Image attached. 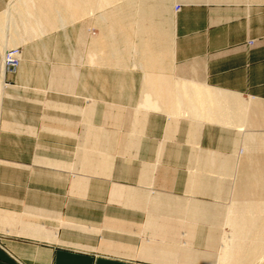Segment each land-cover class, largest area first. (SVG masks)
<instances>
[{
  "label": "crops",
  "instance_id": "crops-1",
  "mask_svg": "<svg viewBox=\"0 0 264 264\" xmlns=\"http://www.w3.org/2000/svg\"><path fill=\"white\" fill-rule=\"evenodd\" d=\"M35 1L38 3L34 7L24 0H0V67L6 49L23 47V61L16 75L4 71L3 78L18 88L5 86L1 105L5 98H17L20 91L33 86L35 57H48L49 46L42 38L49 30H55L58 23L48 0ZM191 1L197 4L184 9L177 21V36L185 32L187 39L175 40L174 46L168 39L167 20L164 31L143 20V34L136 37L134 27L125 25L127 19H120L117 14L111 20L114 34L104 35L102 28L100 38L92 41L88 55L91 66L138 67L143 75L139 83L130 75H120L108 82L97 76L99 72H86V57L79 49L72 56L78 60L77 68L74 64L67 71L62 64L52 67L49 89L78 91L85 96L92 81L102 87L109 83L115 90L111 115L116 114L117 120L124 111L134 116L129 139L140 132L142 122L145 131L153 113L164 112L174 118L175 124L185 116L178 112L189 104L168 96L167 92L191 91L193 86H200L240 94L252 88L250 80L252 86L263 91L261 51H253L250 58L243 44L247 34L264 33V17L255 12L248 23L230 27L227 23L231 22V13L226 2L236 0ZM87 5L82 2L66 12H78L80 21ZM14 6L28 16L23 19L19 10H13ZM100 20L102 26V15ZM67 26L59 29L69 46L73 30H67ZM26 29L33 33L28 34ZM92 55L95 63L91 62ZM152 59H156L154 65L146 66ZM33 89L44 92L41 86ZM137 90L141 98L136 103L133 92ZM92 93L89 97L94 110L90 114L83 109L80 99L61 98L16 102L37 107L44 103L53 109L49 113L41 109L38 114L12 113L7 108L2 114L0 264H216L215 252L220 248V236L226 232L228 221L224 206L218 204L220 201L196 195L192 189L189 193L177 191L178 165L162 168L165 173L152 179L151 171L157 168H152L145 158L140 159L143 152L136 142L129 141L123 151L136 162L115 164L112 158L108 163L100 149L108 132L98 131L94 139L90 133L88 136V132L97 130L91 124L94 119H88V115L103 113L97 111L99 93ZM256 99L264 101V96L257 95ZM225 102L217 106L226 109ZM114 105L122 109L114 111ZM224 111L218 118H226ZM191 120L190 138L200 127L198 121ZM104 174L111 177L104 178ZM160 181L170 183L162 187ZM227 216H232L230 211ZM222 248L219 262L226 264V248Z\"/></svg>",
  "mask_w": 264,
  "mask_h": 264
},
{
  "label": "rangeland",
  "instance_id": "rangeland-1",
  "mask_svg": "<svg viewBox=\"0 0 264 264\" xmlns=\"http://www.w3.org/2000/svg\"><path fill=\"white\" fill-rule=\"evenodd\" d=\"M88 1H90V4L87 5L88 8L85 7V9H82L83 16L80 21L78 12L74 16L69 17V23L67 24L70 25L67 26V30H73L69 46H67L68 42H66L63 37V32L58 28V25L55 30H49L42 38V40L49 46V53L48 57L42 55V57H35V60L33 61L36 73L34 74V80H32L31 83L33 86L31 85L32 87L28 90L20 91V93H18L20 96L17 98L4 97L5 99L2 102V105L1 100L3 96L0 95V123L1 116L7 108L12 109V113L34 114L37 113V111H40L38 109H41L46 113L53 111L52 108L45 106L44 103L40 105V107L33 106L32 103L29 102L22 103L19 101L16 103L20 99H80L83 102V109H86V112L90 114L94 110V105L89 95L93 91H96L99 93L96 98L99 102L97 105V111H102L103 113L102 115L97 113L94 117H90V115H88V119H94L92 123L88 120V123H91L92 126L97 129L92 132H88V136L90 133L91 138L94 139L95 135L98 134V131L104 132L105 130L108 132L105 136L107 138L104 140L107 144L104 143L103 146L100 147L101 151L105 153V156L107 157L106 161L108 163L112 162V158L115 164L117 162H119V164L136 162L137 159H133V156H126L123 154L124 148L128 145L129 141L136 142L139 145L138 148L140 151L143 152V154L139 155L140 159L145 158L147 162H150L152 168H157V170L152 169L151 171L152 179L153 177L157 178L159 174L163 175L165 173L162 171V168L166 166L172 167V165H178L180 170L175 172L177 191L180 193H189L188 190L192 189L196 195L208 198L209 200L215 202L220 201L218 204L222 207L224 206L226 209V221L232 219L233 221L238 220L239 222L241 219H239L238 215L228 218L227 215L229 210L234 209L235 211H240L247 204H250V202L248 203L247 201L251 200L253 201L252 204L263 206V214L259 213L260 216L258 215V217H262V222L264 223V101L256 99L257 95L264 96V90H257L259 87L252 86L253 83H251V80L249 81V84L252 88L238 94V96L245 103L252 102L251 104H253L251 105V110L247 115L245 113L241 114V117H239L240 121L239 118H237L238 116H236L232 119L233 121L231 123L202 121L203 123L200 125L199 129L192 134V138H190L189 132H191L190 126L192 125L191 119L193 117L181 116L179 117V122L175 124V122H173V117L168 116L164 112H159L152 114L146 125L145 131L143 130L142 122L140 132L136 133V137L134 139H129V136L133 131L131 127L134 116H129L126 111H124L118 116L117 120L116 114L111 115V107L115 104L113 102L115 100V90H112L109 83H104L106 84L104 85L106 87H102L92 81V84H89L90 90L88 89L85 92V96L84 94H81L80 96L78 91L69 92L66 89L61 91L49 89V76L52 67L62 64L67 71L69 70L70 65L73 66L74 64L77 68L78 60L77 58L74 60L72 56L74 54L73 51H78L79 49H81L82 53L86 57V72H99L97 76L107 79L108 82L120 75H130L129 77L131 79L135 78L136 82L139 83V81H141L143 75L138 67H133L132 65L128 68L109 65L91 66L88 63V55L91 50L90 47L92 41L99 39L102 34V26L100 22L101 15L111 18L113 14L116 13L120 19H127L126 12L128 11L122 9L126 7L129 8L126 5L129 3V6L131 7L129 8L131 16H129L130 18H128L127 21L125 20L124 24L130 25L131 28L134 27V34L136 37L141 36L142 26L139 17L141 0H109L111 1L109 4H102V0ZM142 1L150 7L163 2V0ZM207 2H214V0H204V3ZM24 3H32L35 7L38 2L35 0H24ZM195 4H197L196 1L191 0H164L162 11L166 12L167 31L169 34L168 39L173 43V46L175 45V40L180 38H183L184 40L187 39V34H185V32L181 33L182 36H177L178 33L180 34V32H177L180 30L177 21L184 9L191 8V6ZM6 8L2 12H4ZM226 8H230L231 22L227 23L230 24V27H238L240 24L243 25L248 23L249 20L255 16V12H257V16L264 17V0L227 1ZM70 11L73 12V10ZM133 13L135 20H132ZM252 13L254 15H252ZM107 25H110V21ZM113 26L117 29L116 22ZM145 35L148 36L149 34ZM38 41L40 40H37L36 42ZM80 43L81 48L79 47ZM243 45L247 47L246 51L248 53V57L250 58L253 51H261L260 57L263 58L261 63L264 65V33L257 36L247 34ZM14 50L22 52L23 47H10L4 51V55H6L7 51ZM134 55L135 60L137 61L138 56L136 53ZM140 55L141 53H139V56ZM2 67L0 68L3 70ZM262 70L264 74V67ZM16 73L17 70L14 74H6L15 76ZM35 75H37L36 78ZM38 81L39 83L37 84ZM3 84V86H6L7 89L18 88L17 84L7 79L4 80ZM34 86H41L43 88L42 91L44 92L38 93V91H34ZM133 94L137 103V100H140L141 98V92L137 90L133 92ZM5 104H10V106L6 107ZM130 108L134 109L132 106ZM121 109L122 108H117L116 105L113 106L114 111ZM83 125L84 124H81V126ZM175 125H178L177 131L174 128ZM250 137H253L254 139L251 140ZM117 149L119 150L118 154H116ZM211 152L216 153L217 158H219L220 163L222 164V166L221 164L215 165V170L213 167L209 166L208 163L205 164V160ZM107 172L109 173L110 170H106V173ZM172 174H174V172H172ZM103 177L108 178L111 176L110 174H104ZM191 182H198L199 185L189 186ZM169 183V181L159 182L162 187ZM179 184H181V186H179ZM232 225L226 223V232L220 236L219 244L221 246L218 244V247L220 248L217 252H215L216 264H220L219 260L224 253L222 248L224 244L227 248L226 251L228 249V251H230V247L232 245L228 247V243L232 238L236 240L233 245L234 249L242 248L244 251H249L250 249L252 250V245H255V248L252 250V254H254L252 256L254 257L249 258L248 260L245 259L243 262H249L250 264H264L263 228H261L263 230L262 232L260 231L255 237L247 239V242L244 244L242 243L239 246V242L237 241L246 238L247 234L237 232L235 228H233L235 225Z\"/></svg>",
  "mask_w": 264,
  "mask_h": 264
},
{
  "label": "bare ground",
  "instance_id": "bare-ground-1",
  "mask_svg": "<svg viewBox=\"0 0 264 264\" xmlns=\"http://www.w3.org/2000/svg\"><path fill=\"white\" fill-rule=\"evenodd\" d=\"M20 1V0H18ZM80 2H83V0H48V4L50 5V9L52 11V13L55 14L54 20L55 23H58V28H62L65 29L67 24L69 23L68 17H72L75 15L74 12L72 11H67V8H73L74 6H76L77 4H79ZM84 2L90 4L88 0H84ZM102 4H109L111 1L109 0H102L101 1ZM164 2V0H163ZM163 2H160L158 4H155V6L150 7L149 5L145 4V2H143L141 0V10L139 11V17L141 20V26L143 25V20H149L151 21L153 24H156L157 28L159 31H164L165 30V22H166V12L162 11L163 9ZM75 4V5H74ZM129 8H131L129 6V3L126 4ZM150 9V10H149ZM13 10H19V12L22 14V18L24 19L25 17L28 16L27 13L24 14V12L22 10H20V8L18 6H14ZM127 14V20L128 18H130L129 16H131L130 11L126 12ZM130 14V15H129ZM134 16V13L132 14V17ZM116 17V13L113 14V16L111 18L109 17H104L102 16V28H103V34L110 36L112 34H114V30L111 25V20H115ZM120 18V17H119ZM27 19V18H26ZM132 20H135L134 17L132 18ZM34 21L36 24L37 21ZM110 21V27L107 25V23ZM131 21V20H130ZM142 28V27H141ZM26 32H28V30L26 29ZM33 30L28 32V34H32ZM143 34V31H142ZM141 34V35H142ZM12 47V46H11ZM134 51H137V48H134ZM18 58L20 60L19 66L17 68V70L20 68L21 66V62L23 61V56H22V52L20 51L18 53ZM156 59H152L150 62L148 61L146 66H151V64L154 65V61ZM161 61V59H159ZM5 55H3L2 58V72L0 75V95L3 96L5 94V87L3 86L4 84V71L5 70ZM95 57L94 55L91 56V62L95 63ZM104 61H106L104 59ZM193 90L188 91V90H182L180 92L178 91H170L167 92L168 96L174 98V99H182V103H188L189 106H187V108L183 107L182 110H179L178 113H180V115H185L187 117H193L194 120L198 121L200 123V125H202L203 122H219V123H231L234 119V117L238 116L237 118L241 117V114L245 113L246 115L250 112L251 110V104L252 102H247L245 103L239 96L238 94H234V93H224L222 91H213L211 89L208 88H204V87H197L195 88V86H193ZM163 93V92H162ZM222 101H226V109H221L220 107H218L217 105L222 102ZM224 104V103H223ZM177 110V109H176ZM173 108V111H176ZM226 110V111H224ZM224 111V113L226 114V118H224L223 116L221 118L219 117V114L222 113ZM236 119V118H235ZM224 120L226 122H224ZM192 121V120H191ZM203 121V122H202ZM238 121V119H237ZM240 121V118H239ZM195 122V121H194ZM251 140H253V137H250ZM209 166L213 167L217 164H221L219 158H217V156H213L210 155L207 158V161ZM222 166V164H221ZM248 203L250 202V204H247L244 208H242L240 211H235L234 209H230L229 211L232 213V217L234 215H238L239 219H241L239 222L237 221H233L232 219L229 221H227V224L230 225H235L233 226V228H235V230L237 232L240 233H246L247 237L237 241L239 242V246L240 244H244L245 242H247V239H250L252 237H255L256 234H259V232L264 230V223L262 222V217H258V215L260 216V214H263V206H258L256 204H252L253 201L249 200L247 201ZM261 211V212H260ZM260 213V214H259ZM263 223V224H262ZM240 225V228H239ZM263 228V230L261 229ZM238 229V230H237ZM234 241H236L234 238H232L229 241V246L231 245V249L230 251H226V264L232 263V264H240L242 263L245 259L248 260L249 258H252L254 256V254H252V250L255 248V245L253 244V248L252 250L250 249L249 251H244L242 250V248L239 249H234L233 245H234ZM238 244V243H237ZM225 245V244H224ZM226 248V246H224ZM251 247V246H250ZM249 247V248H250ZM227 249V248H226ZM225 257V255H224ZM223 257V259H224ZM222 259V260H223ZM225 260V259H224ZM221 263V262H220ZM246 262H243V264ZM249 264V262H248Z\"/></svg>",
  "mask_w": 264,
  "mask_h": 264
},
{
  "label": "built area",
  "instance_id": "built-area-1",
  "mask_svg": "<svg viewBox=\"0 0 264 264\" xmlns=\"http://www.w3.org/2000/svg\"><path fill=\"white\" fill-rule=\"evenodd\" d=\"M18 50L7 51L5 55V70L7 74H14L17 70L20 60L18 58Z\"/></svg>",
  "mask_w": 264,
  "mask_h": 264
}]
</instances>
